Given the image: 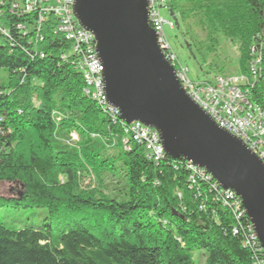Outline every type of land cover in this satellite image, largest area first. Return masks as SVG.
Wrapping results in <instances>:
<instances>
[{"label": "trees", "instance_id": "16d2710c", "mask_svg": "<svg viewBox=\"0 0 264 264\" xmlns=\"http://www.w3.org/2000/svg\"><path fill=\"white\" fill-rule=\"evenodd\" d=\"M22 2L0 0V185L11 191L0 195V215L46 216L21 229L0 217V264H261L264 252L243 244L248 220L223 205L215 181L184 159L155 163L139 146L124 150L121 128L84 95L53 19L37 30ZM166 6L211 70L227 75L216 62L225 39L237 50L238 75L257 55L264 72V0ZM253 94L264 106L263 86Z\"/></svg>", "mask_w": 264, "mask_h": 264}, {"label": "water", "instance_id": "95a60500", "mask_svg": "<svg viewBox=\"0 0 264 264\" xmlns=\"http://www.w3.org/2000/svg\"><path fill=\"white\" fill-rule=\"evenodd\" d=\"M73 15L94 37L105 96L119 119L153 129L165 157L190 162L240 197L264 250V166L182 89L158 48L146 0H75Z\"/></svg>", "mask_w": 264, "mask_h": 264}, {"label": "built area", "instance_id": "2783aa9c", "mask_svg": "<svg viewBox=\"0 0 264 264\" xmlns=\"http://www.w3.org/2000/svg\"><path fill=\"white\" fill-rule=\"evenodd\" d=\"M74 1L23 0L21 7L23 13H34L37 16L35 23L37 30L48 22L49 17L53 19L54 32L70 44L75 69L84 82V95L94 101L111 126L121 128L124 150L129 151L131 145L139 146L147 159L158 163L165 156L157 132L140 123L126 125L119 119L118 110L108 103L104 92L103 66L96 52V42L90 32L78 25L73 15ZM166 1L146 0L149 25L156 34L158 48L164 59L173 67L176 79L189 98L220 129L240 140L264 166V106L253 101V93L257 86L261 85L264 88L261 56L257 55L252 59L246 74L213 77L204 82L192 83L188 78V70L179 64L164 33L165 26L169 30L175 28L173 21H166L160 15L162 9L168 11ZM14 8L15 6L12 9ZM260 46H264V40L261 41ZM254 50V48L251 49L252 52ZM52 117L56 124L62 119L57 114ZM77 142V135L70 134L66 144L73 146ZM188 164V168L194 174L215 181L205 170L190 162ZM215 184L223 198V205L232 210L236 219L246 218L249 222L248 238L243 241L244 246L251 249L257 246L256 250L264 252L242 208L240 197L231 190H223L216 181ZM261 264H264V261Z\"/></svg>", "mask_w": 264, "mask_h": 264}, {"label": "rangeland", "instance_id": "374dc122", "mask_svg": "<svg viewBox=\"0 0 264 264\" xmlns=\"http://www.w3.org/2000/svg\"><path fill=\"white\" fill-rule=\"evenodd\" d=\"M161 17L166 21H173L169 12L162 9L160 11ZM164 33L167 42L175 54L179 64L188 70V78L192 83H200L212 79L213 77H227L237 76L236 65L238 61V53L236 48L227 40H222L217 56L218 63H224L227 65L225 75H219L216 71H213L208 67V64H204L200 53L197 51V45H194L190 40V35H185L183 29L169 30L164 27ZM191 45V49L188 45ZM211 59V58H210ZM209 59V60H210ZM216 60V59H215ZM11 194L10 188L2 184L0 185V195L9 196ZM46 216L44 209H32L24 211L15 216L11 213H3L0 215L2 222L11 228L21 229L25 226L41 225L43 218ZM196 256V255H195ZM199 264V260H196Z\"/></svg>", "mask_w": 264, "mask_h": 264}]
</instances>
